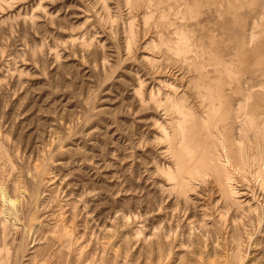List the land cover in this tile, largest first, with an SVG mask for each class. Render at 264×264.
<instances>
[{
    "label": "rangeland",
    "instance_id": "1",
    "mask_svg": "<svg viewBox=\"0 0 264 264\" xmlns=\"http://www.w3.org/2000/svg\"><path fill=\"white\" fill-rule=\"evenodd\" d=\"M247 102L264 112V0H0L11 264H264Z\"/></svg>",
    "mask_w": 264,
    "mask_h": 264
},
{
    "label": "bare ground",
    "instance_id": "2",
    "mask_svg": "<svg viewBox=\"0 0 264 264\" xmlns=\"http://www.w3.org/2000/svg\"><path fill=\"white\" fill-rule=\"evenodd\" d=\"M248 105V102L247 103H240L239 104V106L237 107L238 108V116H240V117H242L244 120L242 121L243 123H242V125H240L241 127H240V130H239V133H238V136H239V140L242 142V147H240L241 149L242 148H245V146H246V143L248 142V141H252L253 139L255 140V141H259L260 139H261V137L264 135V112H262L259 108H254V109H248L247 106ZM178 107V106H177ZM251 133V134H250ZM261 142V141H260ZM259 142V143H260ZM249 144V143H248ZM253 144H251V148L253 147L252 146ZM259 145V144H258ZM248 146V145H247ZM51 148V147H50ZM240 148H238V149H240ZM254 149H255V147H254ZM262 149V148H261ZM245 150V149H244ZM249 150V149H248ZM246 151H247V148H246ZM239 152H240V150H239ZM252 152H254V151H252ZM246 153V152H245ZM249 153V152H248ZM247 153V154H248ZM244 154V153H243ZM247 154H245V155H247ZM262 154V153H261ZM244 155V156H245ZM249 155V154H248ZM250 155H252L251 154V150H250ZM247 157V156H246ZM251 157V156H250ZM263 158V157H262ZM38 161V160H37ZM36 161V162H37ZM231 162H232V160H231ZM243 162H244V160H243ZM35 163V162H34ZM234 164L236 163L237 164V162L235 161V162H233ZM232 163V164H233ZM240 165V164H239ZM242 165V164H241ZM245 165V164H244ZM232 166H234V165H232ZM238 167V166H237ZM242 167V166H241ZM183 168V167H182ZM181 168V169H182ZM178 169V168H177ZM190 169V168H189ZM183 170V169H182ZM188 171V170H187ZM260 172V171H259ZM186 173V172H185ZM183 174V173H182ZM175 180V179H174ZM15 182V181H14ZM262 185H264V177H263V180H262ZM18 183V182H17ZM36 183H37V181H36ZM231 183V182H230ZM18 185V184H17ZM22 185V184H21ZM37 186H39L38 184H37ZM177 186V185H176ZM181 187H182V184H181ZM13 188V187H12ZM18 188V187H17ZM33 188V187H32ZM256 188V187H255ZM175 189V188H174ZM35 190V189H34ZM37 190H38V188H37ZM24 191V190H23ZM252 191V190H251ZM36 192V191H35ZM34 192V193H35ZM183 193V192H182ZM36 194H38L37 192H36ZM35 195V194H34ZM1 196V195H0ZM20 197V196H19ZM5 198H6V196H5ZM180 198V197H179ZM29 199H31V198H29ZM8 200H9V198H8ZM28 200V199H27ZM26 200V201H27ZM36 200V199H35ZM31 201L33 202V200L31 199ZM227 201V200H226ZM30 202V201H29ZM10 203H11V215L13 216V218L15 217V219L18 217V213L19 212H21L22 214H24V213H26L27 211H24L25 209H24V206L22 205V203H20V201H19V198L18 199H16V198H12L11 199V201H10ZM24 203H25V201H24ZM226 203V202H225ZM26 204H28L29 205V203H26ZM31 204V203H30ZM3 205V204H2ZM32 205H34V202H33V204ZM241 205V204H240ZM31 206V205H30ZM227 206V205H226ZM28 208V207H27ZM29 208H31V207H29ZM224 208V207H223ZM251 208V207H250ZM33 209V208H32ZM31 209V210H32ZM228 209V208H227ZM247 209H248V207H247ZM30 210V209H29ZM30 210V211H31ZM222 210H224V209H222ZM255 210V209H254ZM29 211V212H30ZM71 211V210H70ZM249 211H250V209H249ZM28 212V215H25V218H26V220H28L27 218H32V212H30L29 213ZM251 212H252V210H251ZM257 212V211H256ZM62 215V214H61ZM237 215V214H236ZM23 216V215H22ZM224 216V215H223ZM252 216V215H251ZM30 218V219H31ZM64 218V217H63ZM13 221V220H12ZM16 221V220H15ZM30 221V220H29ZM28 222V221H27ZM13 224V223H12ZM18 224V223H17ZM25 224H27V223H25ZM7 226V225H6ZM29 226V225H28ZM65 226V225H64ZM64 226H62V227H64ZM2 227V226H1ZM13 227V226H12ZM68 226H66L65 228H67ZM26 228V227H25ZM28 228V227H27ZM54 228V227H53ZM57 228V227H56ZM9 229V228H8ZM29 229V228H28ZM27 230V229H26ZM60 230H62V229H60ZM19 231V230H18ZM30 231V230H29ZM70 231V230H69ZM68 231V232H69ZM26 232V231H25ZM28 232V231H27ZM26 232V233H27ZM60 232V231H59ZM25 233V234H26ZM57 233V232H56ZM6 235H7V233L5 232V228H3V229H1L0 228V264H11V262H10V256H9V250L7 249V244H6ZM24 235V234H23ZM12 236V235H11ZM14 236V235H13ZM25 236V235H24ZM52 237V236H51ZM59 238V237H58ZM90 238V237H89ZM26 239H28V238H26ZM10 240V239H9ZM61 240V239H60ZM14 241V240H13ZM52 241V240H51ZM54 241V240H53ZM24 242V241H23ZM48 242V241H47ZM11 243V242H10ZM63 243V242H62ZM13 244V243H12ZM47 244V243H46ZM52 244V243H51ZM54 244V243H53ZM10 245V244H9ZM46 246H50L49 244L48 245H46ZM53 246V245H52ZM11 247H13V246H11ZM20 247V246H19ZM59 247V246H58ZM21 248V247H20ZM52 248V247H51ZM50 248V249H51ZM48 249V248H47ZM53 249V248H52ZM54 250V249H53ZM53 250H52V252H53ZM65 250V249H64ZM48 251V250H47ZM19 252V251H18ZM46 252V251H45ZM51 252V253H52ZM58 252V251H57ZM56 252V253H57ZM64 252V251H63ZM63 252H62V255H63V257H64V254H63ZM48 253V252H47ZM55 253V252H54ZM65 253H67V252H65ZM58 254V253H57ZM60 254V253H59ZM11 255H12V253H11ZM18 255V254H17ZM95 255V254H94ZM55 256V255H54ZM61 256V255H60ZM66 256V255H65ZM68 256H69V254H68ZM57 257V256H56ZM67 257V256H66ZM44 258V257H43ZM68 258V257H67ZM67 258H61L62 260H60L59 261V263L60 264H72V263H70L69 261H68V259ZM72 258V257H71ZM76 258V257H75ZM212 258V257H211ZM89 259V258H88ZM221 259V258H220ZM12 260V259H11ZM70 260V259H69ZM74 260H77V259H74ZM91 261V260H90ZM113 261V260H112ZM77 262V261H76ZM82 262V261H81ZM100 262H101V260H100ZM108 262V261H107ZM117 262V261H116ZM77 263H80V262H77ZM77 263H75L74 262V264H77ZM84 263V262H83ZM90 263V262H89ZM102 263V262H101ZM56 264H58V263H56ZM102 264H109V262L108 263H102ZM113 264V263H112ZM155 264V263H154Z\"/></svg>",
    "mask_w": 264,
    "mask_h": 264
}]
</instances>
